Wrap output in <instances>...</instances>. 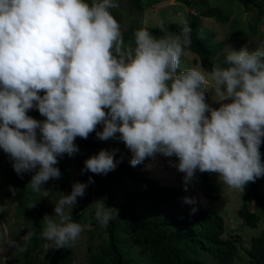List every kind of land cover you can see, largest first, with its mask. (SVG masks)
I'll list each match as a JSON object with an SVG mask.
<instances>
[{
	"label": "clouds",
	"instance_id": "obj_1",
	"mask_svg": "<svg viewBox=\"0 0 264 264\" xmlns=\"http://www.w3.org/2000/svg\"><path fill=\"white\" fill-rule=\"evenodd\" d=\"M117 6L114 0H0V153L13 161L9 169L18 176L31 172L28 186L32 194L40 193L49 180L61 178L57 157H74L80 152L76 138L86 140L103 125L97 138L107 141L119 134L132 167L157 154L175 156L185 190L198 170L212 173V179L217 173L227 187L241 192L255 182L264 201V47L230 50L211 72L199 66L178 70L192 44L191 28L169 34L162 26L166 34L160 38L141 28L134 34L135 47L126 46L110 12ZM209 81L218 108L206 102ZM33 107L46 120L28 116ZM115 153L101 150L89 157L82 173L114 171L120 163ZM93 182L89 177L88 184ZM88 184L76 182L70 194L60 193L55 215L41 220L46 252L74 246L79 239L83 226L71 213ZM105 200L91 205L101 227L119 217ZM247 200L264 217V204ZM253 213L258 220L250 227L260 219ZM34 235L28 231L22 243L9 240L8 247L24 252Z\"/></svg>",
	"mask_w": 264,
	"mask_h": 264
},
{
	"label": "trees",
	"instance_id": "obj_2",
	"mask_svg": "<svg viewBox=\"0 0 264 264\" xmlns=\"http://www.w3.org/2000/svg\"><path fill=\"white\" fill-rule=\"evenodd\" d=\"M183 1L188 3L187 0ZM233 1L250 14L246 20V27L241 24V29L235 30V33L251 36L261 17L264 16V0ZM85 2L91 4L92 0H85ZM128 2L131 7L138 10L142 9L146 3L143 0H128ZM199 7L200 16L211 17L217 23H224L227 20V14L218 5L200 4ZM162 26L169 34H179L186 25L168 22L146 26L132 22L121 30L125 45L135 47L134 34L141 28L147 29L156 38L164 36L166 33L161 31ZM191 39V47L187 50L197 56L202 69L211 71L213 63L223 65L226 56L220 54L224 47L223 41H206L193 32H191ZM105 111L108 110L105 109ZM38 112L35 107L30 117H35ZM44 120L46 117L42 116L41 122ZM102 130L103 125H97L96 132ZM96 132L90 133L86 140L79 138L76 141L80 152L75 154L71 163L78 173L68 194L71 193L74 183L88 184L91 177L94 181L91 184L95 190L96 200L106 197V206L118 209L119 217L111 220L107 227H101L95 219V209L87 206V188L85 195L77 198V206L71 213L73 222L81 224L82 221H87L95 231L94 235L89 236V241L93 236L97 238L96 243L88 242L86 246L85 264H139L133 254L129 255V247L134 244L139 249V251L135 250L137 256L140 257V251L143 252L141 263L146 264H264V232L251 237L248 244H243L238 235L224 237L225 224L216 209L202 208L195 212L173 210L171 204L182 205L184 193L176 186L158 182L145 172L142 164L132 167L125 158L115 155L114 161H120V163L114 171L106 175L88 171L82 173L86 159L98 154L101 150H108L107 141L99 140ZM260 149L264 154V138H262ZM167 158L178 163L175 156ZM12 164L13 161L9 155L2 150L0 168H13ZM64 165L60 162L55 167L64 171ZM9 178L15 187V211L18 219L21 218L23 221L22 233L26 235L28 231H33L35 235L28 242L26 251L12 250L11 252L10 249L12 257L7 258L5 264H71L73 252L70 246L50 249L46 252L43 245L48 241L41 236L42 213L46 208L49 193L56 189L55 184L58 179L49 180L47 194L43 198L40 197L38 206L30 208L37 196L32 194L33 191L28 186L31 172L18 176L13 169ZM125 181H128L126 184L129 188L128 195L119 197L116 187L125 184ZM254 183L249 182L245 186L243 198L236 210L241 223L247 226H254L258 220L257 215L250 209L251 204L247 198H254V206L256 203L264 204L263 198L257 195V185ZM192 184L208 199L216 200L221 193V186L213 182L211 175L207 172L200 173L197 170ZM261 184L264 185V180ZM85 211L86 214H84ZM15 236L20 237L18 231ZM202 254L211 256L214 262L209 263L203 260Z\"/></svg>",
	"mask_w": 264,
	"mask_h": 264
},
{
	"label": "rangeland",
	"instance_id": "obj_3",
	"mask_svg": "<svg viewBox=\"0 0 264 264\" xmlns=\"http://www.w3.org/2000/svg\"><path fill=\"white\" fill-rule=\"evenodd\" d=\"M146 1L144 7L140 10L135 9L130 6L128 0H114L118 6L110 9L111 14L117 20L121 26V30H124L129 23H139L140 25L155 26L160 23L174 22L179 24H185L189 26L192 32L198 36L203 34V40L206 41H223L224 47L220 52L221 55H227L230 50L239 51L242 48H247L248 51H254L260 47H264V16L256 25V29L251 36L242 35L235 33L241 29V24L246 27V20L249 13L243 11L239 4L233 0H187L185 3L183 0H143ZM200 4H210L218 5L227 14V20L224 23H217L211 17H203L199 15ZM130 21V22H129ZM240 22V23H239ZM196 59V61H195ZM199 65L197 61V56L188 50L180 59V67L178 70H185L197 67ZM204 70V69H203ZM205 72H211L204 70ZM41 96L44 95L43 92L39 93ZM206 102L213 108H218L220 106L217 102L218 98L215 97L214 91L211 89V81L206 86L205 91ZM35 109L33 107L28 111L29 116ZM42 116L38 112L33 119L41 121ZM38 137L40 139L39 130ZM110 138L107 140L108 151L116 150L115 155L125 158L126 160H131V152L126 148L122 141L118 139ZM80 137H77L74 143ZM58 163L63 162L64 171H61V178L58 179L56 189L51 193L48 199L46 209L42 214V221L45 215L54 216L55 203L60 197V193L68 195V190L72 182L76 179L78 170L73 166L71 161L73 157H69L64 154L62 157H57ZM143 168L145 172L154 177L158 182L165 185H172L178 187L185 196L182 199V205L178 206L171 204V208L176 211L180 210H190L193 208L196 211L202 208H213L216 209L222 216L225 224V234L224 237L238 235L240 237L241 243L248 244L251 237L257 236L264 229V217L259 213V211L253 207L251 204V210L255 211L259 215V221L255 227H250L241 223V220L236 215V210L240 205L243 198V192L239 189H232L227 187L222 180L219 179L217 173H213V182L221 185L222 191L218 199H208L201 192L198 191L195 185L190 182L185 190V183L183 180L184 173H181L174 166L176 163L167 157L157 154L154 159H145L143 163ZM56 166V165H55ZM13 171L12 169H6L5 171L0 170V211H3V217L0 219V264H5L7 258L12 257V250L15 248L8 247L7 242L9 240H15L18 243H22L21 238L24 236L22 233L23 221L21 218L18 219L15 211V204L11 199V189H14L9 181V173ZM34 174V172H33ZM212 173H209L211 175ZM264 180V177H262ZM258 183L260 179L256 180ZM49 182V181H48ZM47 182V183H48ZM45 183L42 186L41 192L36 193L35 206L39 205V199L46 192L47 188ZM125 184L116 187V193L119 197H124L128 195L129 188ZM260 192L264 194V185L262 184ZM185 198L193 199L194 204H186ZM96 201L95 190L92 184L87 187V206H91ZM249 202L247 203L248 206ZM87 212L85 211L84 214ZM17 225V227H16ZM83 231L79 239L75 242L74 246H70L73 252V259L71 264H85L86 256V246L88 242L94 244L97 242V238L93 236L92 240L89 241V236L94 235L95 231L87 221H82ZM41 230L43 231L44 225H41ZM16 231L19 233V238H16ZM139 251L138 247L130 245L129 255L134 256L136 262L141 263V257H143V252L140 251V257L137 256ZM40 258V257H39ZM201 258L209 263L214 262V259L206 254H202ZM239 260V259H238ZM247 260V259H246ZM249 264V263H248Z\"/></svg>",
	"mask_w": 264,
	"mask_h": 264
}]
</instances>
